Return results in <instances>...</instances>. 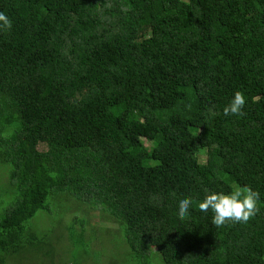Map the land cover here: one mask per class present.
<instances>
[{
	"label": "trees",
	"instance_id": "1",
	"mask_svg": "<svg viewBox=\"0 0 264 264\" xmlns=\"http://www.w3.org/2000/svg\"><path fill=\"white\" fill-rule=\"evenodd\" d=\"M0 13L16 196L4 259L43 242L29 223L69 196L109 214L139 261L264 264V0H0ZM237 91L243 115L225 116ZM243 187L261 194L247 222L201 212L207 193Z\"/></svg>",
	"mask_w": 264,
	"mask_h": 264
},
{
	"label": "rangeland",
	"instance_id": "2",
	"mask_svg": "<svg viewBox=\"0 0 264 264\" xmlns=\"http://www.w3.org/2000/svg\"><path fill=\"white\" fill-rule=\"evenodd\" d=\"M0 149H4L2 143ZM1 154L0 215L16 197L8 175L10 166L3 164ZM200 160L206 162L205 152ZM51 202L54 204L49 213L40 211L29 223L46 239L15 256L3 255L7 259L1 254L0 264H164L156 252L139 261L126 244L122 227L104 211L93 210L69 196H59ZM70 228H74L73 241Z\"/></svg>",
	"mask_w": 264,
	"mask_h": 264
},
{
	"label": "clouds",
	"instance_id": "3",
	"mask_svg": "<svg viewBox=\"0 0 264 264\" xmlns=\"http://www.w3.org/2000/svg\"><path fill=\"white\" fill-rule=\"evenodd\" d=\"M8 18L0 13V24L8 25ZM246 98L243 93L237 91L227 106L224 107V115H243ZM261 194L250 187L237 189L229 194L210 192L199 203L201 212L213 213L212 224L222 226L229 221L247 222L258 211ZM192 199L182 197L178 202V214L183 217L189 214Z\"/></svg>",
	"mask_w": 264,
	"mask_h": 264
}]
</instances>
